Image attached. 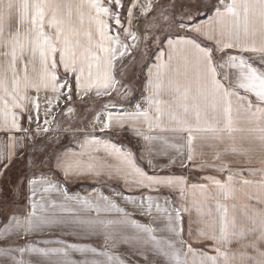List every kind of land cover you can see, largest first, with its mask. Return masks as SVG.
I'll return each instance as SVG.
<instances>
[{"label":"crops","instance_id":"crops-1","mask_svg":"<svg viewBox=\"0 0 264 264\" xmlns=\"http://www.w3.org/2000/svg\"><path fill=\"white\" fill-rule=\"evenodd\" d=\"M229 4H234V0H222V2L214 0L212 12L198 23L205 25L216 16L218 11L225 13L227 27H217L215 34L218 38L237 45L230 51L244 58L236 64L230 63L221 70L222 73H227L226 86L239 94V96L231 97L233 116L241 118V125L246 130L238 134L236 140L227 137L223 140H203L199 137L210 136L211 133H196L197 139L193 142L187 132L150 131V125L163 124L167 127H179L181 120L195 124L194 113L197 106L201 111L205 108L210 110L215 102L221 114L226 106L225 100L216 98V90L212 85L213 73L205 55L191 43H184L169 57L168 45L164 43L146 69L143 97L138 95L133 99L130 95L125 101H118L121 109L108 112L104 116L101 115L99 118L103 116L102 124L96 126L102 127L107 117L111 116L113 122L111 131H103L104 135L90 133V135L74 137L71 146L54 154L51 171L58 157L62 158L70 151H79L80 142L95 135L101 141H111L134 153L136 163L151 176L157 178L171 176L169 173L167 175L166 173L158 174L160 170L163 172L172 166L187 165L182 168H189L186 174L188 181L197 168L205 166L204 170L210 167L209 162L212 166L217 165L233 170L234 177L264 178V172L249 173L247 171L248 169H264V141L259 139L261 133L257 131L259 127L264 126V119L260 118L264 113V75L253 70L258 68L264 72V62H262L264 51L253 50L264 49V5H261L259 0H235L232 13L229 14L227 9ZM108 15L104 0H16V3L7 10L3 20L0 21V27H2L0 31V128L8 129L7 132H0V195L4 192L3 183L6 177L12 175L14 165L22 161L27 154L33 161L35 152L31 148L34 138L29 140L28 137L34 136L30 131L31 123L27 122L28 117L32 115L33 123L39 126L44 122L40 126L42 132L45 127L49 130L54 128L58 133L56 137H62L61 133L65 129L58 131L57 119L52 120L50 124L45 123L46 111L39 110L40 97L50 95L46 94V91L51 90L49 92L51 94L61 92L64 89L55 88L56 84L65 85L72 77L75 79L76 90L74 91L78 93L106 92L111 87L108 68L102 69L101 73L94 74L97 66H109L111 63V33ZM189 33L179 36L185 40L191 37L201 44H208V41L202 39L201 35H197L194 29L189 30ZM171 39L175 40L177 36ZM162 62L165 66L157 70L156 66ZM56 66H63L65 72L70 73L71 76L64 79L61 77L63 76L62 69L57 67L61 71V74L58 71L59 75L57 68L55 70ZM157 72H159L158 75ZM146 96H154L157 100V104L149 109L151 116H133L137 104L146 105ZM138 99L141 102L138 103ZM186 105L188 106L187 112L184 110ZM99 106L98 104L89 105L86 113L96 111L91 116L95 114L97 116L104 109ZM157 106L162 109V113L155 111ZM59 110L60 108L57 112ZM173 114H178L179 119H173ZM54 115L53 113V117ZM157 116L159 120L156 119ZM209 118H212L211 114ZM90 120L92 119L89 118L85 122L86 126L90 125ZM120 122H123L125 126H116ZM16 128H24L27 131L17 132ZM136 130L144 135L168 137V142L146 141L142 135L137 134ZM127 137H131L130 140L126 139ZM139 161H144L147 169ZM237 161L247 163L245 167L236 168ZM16 171L19 175L23 173L18 168ZM51 171H38L26 177L24 196L22 195L21 200L19 198L20 201L12 205L16 207L14 214L23 217V214L28 211V205L23 203L29 191L25 182L32 177H39L41 173L49 175ZM238 171H244V174H236L235 172ZM214 174L219 175L215 172ZM60 179L62 181L63 177ZM135 179L141 182L123 184L119 178L100 181L92 177L70 178L67 184L60 183L59 186L78 196L86 195L90 191L95 193L102 191L111 200L116 201L119 207L127 211L130 218H135L142 223H148V220L139 215V211H148L149 206H151L152 216L158 218L160 215L165 218L163 209L173 203L171 199L164 201L157 196L158 189H160L157 183L165 184L164 191L169 192V189H173V180L171 182L165 179L153 181L143 176ZM183 182L185 184V181ZM125 188L128 191H125ZM189 190L190 187L186 188V191L189 192ZM225 192L231 196L226 203L230 207L235 205L233 214L236 224L239 223L237 220L239 218L248 219L246 221L248 224H264L263 180L261 184L246 186V191L238 184L230 185L225 191L213 190L214 197H219L220 193L225 194ZM148 196H151V201L147 200ZM51 198L57 203L61 202L55 191L51 194ZM238 202L241 205H238ZM209 203L212 208H215V200ZM62 215L67 214L62 213ZM112 215L118 214L113 212ZM185 219V224H188V218ZM0 220H2L1 216ZM210 224L214 226L217 222L213 220L208 225ZM157 227H160L159 223ZM189 229V227L187 231L185 229L183 239L191 243ZM3 231L1 229L0 233ZM130 235L132 239L127 245L117 247L99 232L66 229L62 223H57L41 233L39 237H30V241L36 240L35 244L40 248L63 247L64 241L73 242L77 248L68 249V253L76 261L85 258L79 254L81 249L86 257L93 258L95 247L105 253L104 256H95V259L104 261V264H109V258L115 257L116 254L121 258L120 264H175L177 259H180L183 264L185 259L199 261L203 255L201 252L188 251L185 257L184 253L187 250L177 240L175 247L167 248L168 259L166 261L164 257L153 255L151 250L138 243L135 233ZM160 235H167V232L160 233ZM19 240L20 234L18 233L8 241L0 240V243H12ZM209 243L211 241L203 245L193 244V246L206 251V245ZM221 249L223 251V248ZM236 251L231 248L230 253L228 252L231 255L229 257L234 256L233 264H255L257 261L250 258L253 256L244 257V262L239 261L238 258L241 256H238ZM144 254L148 255L147 260L141 258ZM11 255L20 258L21 254L13 251ZM23 259L25 264H61L63 255L58 254L45 258L38 254H30L25 255ZM0 264H14V261L10 257L0 256ZM112 264H115V260Z\"/></svg>","mask_w":264,"mask_h":264},{"label":"snow or ice","instance_id":"snow-or-ice-1","mask_svg":"<svg viewBox=\"0 0 264 264\" xmlns=\"http://www.w3.org/2000/svg\"><path fill=\"white\" fill-rule=\"evenodd\" d=\"M222 2V0H221ZM16 3V0H0V21L3 20L7 10ZM261 5H264V0H259ZM235 4V0H234ZM234 4L227 5L228 13L231 14ZM199 17H190L187 24L180 22V27H187L189 30L194 29L197 35H201L202 39L208 41V44H201L197 40L189 37L185 40L183 37L177 35V39L165 38L164 41H158L161 44L166 43L169 48V57H171L174 50L179 49L184 43H191L199 49L210 62L211 71L214 79L212 85L216 90V98L226 101V106L223 113L219 112L218 104L213 103L211 109L205 108L201 111L197 106L194 113L196 123L192 124L188 121L181 120L179 127H167L163 124L155 126L150 125V131L155 132H187L189 137L194 142L197 139L196 133H211V135H203L199 137L203 140H223L225 137L231 140H236L238 134L243 133L246 129L241 125V118L233 116L232 96H239L234 90L229 89L225 84L227 73H222L221 70L231 64H236L242 61V56H237L235 52L230 51L236 48L237 45L229 43L220 39L215 34L217 27H227V16L225 13L217 12L216 16L205 24L198 23ZM119 23V21H117ZM2 31V27H0ZM243 51V49H240ZM255 51H264V49H253ZM163 56V53H161ZM264 62V61H262ZM163 62L157 65L159 70L164 67ZM256 73L264 75L260 69H253ZM159 72H157V75ZM112 77H115V69L113 68ZM116 83H119L117 80ZM62 87L64 85H61ZM73 85L67 83V91L69 95L67 98L71 99V91ZM111 95V93H108ZM146 105L137 104L136 111L133 116L136 117H150L149 109L157 104L154 96H146ZM243 99V97H239ZM185 112L188 111V106H185ZM68 111H73L69 109ZM155 111L162 113V109L158 106ZM212 116L210 119L209 116ZM173 119H179L178 114L172 115ZM261 119H264L262 113ZM159 120V116L156 117ZM27 122L31 123V117L27 118ZM94 122H98L94 121ZM45 123H48L45 121ZM116 126H125L120 122ZM113 127L112 117L109 116L105 120L100 131H111ZM27 131L24 128H16L15 131ZM37 135L40 134L39 125L35 126ZM8 129L0 128V132H7ZM49 129L45 127L44 133ZM138 135H142L146 141L159 140L162 143L168 142V137L165 136H150L144 135L139 130H136ZM261 133L259 139L264 141V126L257 129ZM29 140L33 137L29 136ZM187 167V165H185ZM205 166L197 168V171H203ZM215 171L219 175L204 174L201 176L202 182H192L190 185L187 179L182 175L165 178H157L151 176L141 166L136 163L135 154L129 150H125L122 146L112 143L111 141H101L95 135L85 139L79 144V151H70L58 157L53 166V170L49 175L41 173L39 177H32L25 182V186L29 189L23 203L28 205V211L20 217L18 214H8L0 220V228L4 231L0 233V240L8 241L18 233L20 240L12 243H0V256L10 257L14 264H25L23 257L30 254H38L45 258L63 255L61 264H104V261L95 259V256H104L105 253L97 248H93L94 257L88 258L85 252L81 249L80 255L85 257L80 261L74 260L69 256L68 249H76L77 245L70 241H64L63 247L54 248H40L37 247L35 241H30V237H39L41 233L55 226L57 223H62L66 229L88 230L91 232H99L106 240H111L117 247L127 245L132 239L131 233L136 234V240L142 244L143 247L152 251L153 255L162 256L168 259V247H175L177 240L186 248L184 256L187 257V252L199 251L203 253L199 261L184 260L183 264H233V258L229 257L226 251H222L216 244L217 234L222 235L225 239L235 235L234 232L236 221L233 214L235 205L229 206L226 201L231 199L229 193L223 195L222 198L210 195L212 190L220 189L225 191L230 185L234 183L233 170L224 168L222 166L213 165ZM249 173L256 171L264 172V169H248ZM147 177L149 180L156 181L158 179H165L171 182L174 179L185 181L184 186L179 189L180 204H171L165 207L163 212L165 214L166 224L157 227L158 218L151 215L150 207L148 211H139V215L147 218L148 223H142L135 218H130L129 213L123 208L119 207L116 201L111 200L102 191L95 193L90 191L88 194L78 196L67 191L66 188H60V183H65L70 178L92 177L100 181L103 179L119 178L121 183H140L141 181L135 179L136 177ZM60 177H63L61 181ZM223 177L224 179H220ZM243 183H248L244 180ZM191 188V192H187L186 188ZM41 189H43L41 191ZM53 191L60 198L59 203L51 198ZM125 191H128L125 188ZM151 201V196L147 197ZM215 200V208L210 206V201ZM26 202V203H25ZM132 203H136L132 201ZM157 207H159L157 205ZM115 212L118 215L113 216ZM66 213L67 215H62ZM193 215L198 219L195 221L199 227L197 229V238H194L191 243L183 239L185 235V218L192 220ZM215 220L217 222V229L212 233L207 231L208 224ZM167 232V235H160V233ZM175 237L176 239H173ZM211 241L205 249H195L193 244H203L205 241ZM18 251L20 258L12 256L11 252ZM142 259L147 260L148 255L144 254ZM254 258V257H250ZM120 257L116 254L115 257L109 258V264L115 260V264H120ZM175 264H181V260L177 259Z\"/></svg>","mask_w":264,"mask_h":264},{"label":"rangeland","instance_id":"rangeland-1","mask_svg":"<svg viewBox=\"0 0 264 264\" xmlns=\"http://www.w3.org/2000/svg\"><path fill=\"white\" fill-rule=\"evenodd\" d=\"M213 1L214 0H104L109 12L111 63L109 66H97L98 68L95 70L94 74L101 73L102 69L108 68V72L111 76V87H109L106 92L78 93L74 91L76 90L74 84L75 79L72 77L70 81L67 80L63 87L59 83L58 85L56 84L55 88L60 87L64 89L61 92L59 91L56 94H51L49 93L50 90L46 91V94L50 95L40 97L39 110L42 111V109H44L46 111L44 120L50 124L52 120L57 119L56 123L59 125L57 127L58 131L65 130L61 133V138L56 137L58 133L54 128L50 129L45 134L40 130L43 135L40 133L41 135L39 134L40 137H38L39 135H37L35 130V126L38 124L33 123V116H30V131L34 136V143L32 144L31 150H34L35 155H33V161H31L30 155L28 156L27 154L22 161H18L14 165L12 175L6 177L3 183L4 192L0 195L1 217L14 212L16 207H12V205L20 201L22 195L24 196V180L29 174L31 175L38 171H51L54 154L67 148L69 145L71 146V141H73L74 137L90 135V133H101L104 135V132L100 131L101 127L98 128L96 126L102 124L101 122L105 114L121 109V105L118 101L123 102L126 98L130 97V95H132L133 99L138 95L143 97L146 69L157 50L162 46L158 41H164L166 37H176L178 34H190L189 28L180 27V22L183 21L187 24L190 17H199V20H201L202 16L212 12ZM117 21H119V23H117ZM57 67L62 69L63 76L61 75V77L64 79L71 76L70 73L65 72L63 66H56L55 70ZM113 68L115 69L114 78L112 77ZM58 71L60 70L57 68V73ZM117 80L119 83H116ZM67 83L73 85L70 93V100L67 98L69 95ZM109 92L111 95L108 94ZM137 101L138 103L141 102L140 99ZM95 104L102 106L104 112L101 110V113H98L97 116L95 114L94 117L91 115L96 111L86 113V110L89 105L94 106ZM58 108H60V110L57 112ZM69 109L73 111H68ZM53 113L55 114L54 117ZM101 115L103 116L99 118ZM89 118L92 120H90V125L86 126L85 122L88 121ZM97 120L98 122H94ZM42 124H44V122H42ZM62 124L64 125L60 126ZM130 138L131 137H127L126 139L130 140ZM36 162L38 163L36 164ZM139 163L141 165L143 164L142 166L147 169L144 161H139ZM246 163V161H237L235 167H245ZM209 165L210 167H207L202 172L195 170V173L193 172L194 175L188 178L189 182L187 181V183L190 185L192 182H202L200 178L204 174L215 175L214 172L217 174L218 172L214 170L212 163L209 162ZM182 167L185 166H172L163 172H161V170L158 171V174L166 173L167 175V173H169V175L171 174L173 177L182 175L187 178L186 174L189 168ZM17 168L23 171V173L20 175L17 174ZM235 173L244 174V171ZM220 179L223 180L224 178L222 177ZM244 180H247L248 183H243ZM262 180L264 181V178L235 176L233 185L238 184L246 191V186L261 184ZM157 184L158 188H160L158 189L157 196L160 199L164 201L171 199L173 204L181 203L179 199V189L184 186L182 180L174 179L173 189H169V192L164 191V189H166L165 184L159 182ZM177 185L181 186L178 187ZM161 189L163 191H161ZM172 192L173 194H171ZM189 192H191V188ZM210 195L214 196L213 190ZM223 195L224 193H220L219 198H222ZM212 201L214 200H211V202ZM238 205H241V203L238 202ZM197 219L198 218L193 215L192 220L189 221L188 224L186 223L187 225L185 224L186 231L188 227L190 228V242H192L194 238H197V229L199 227V225L195 223ZM237 220H239V223L236 224L234 229L236 234L228 239L217 234V246L223 248V251L227 253H230L231 248L237 250L236 253H238V256H241L238 258L239 261L244 262V257L253 256L254 261L257 260L255 264H264V224H248L246 223L248 220L246 218H239ZM158 221L160 227L167 223L166 219L162 218L160 215L158 216ZM217 227V225L212 226V224H210L207 227V231L212 233ZM1 229L2 228H0V230ZM174 239L176 238L174 237ZM206 243L207 241L203 244ZM196 245L199 244H195V246ZM195 246H193V248ZM195 249L197 248L195 247ZM227 249H229V251H227ZM229 253L228 255L231 256ZM194 254L196 255V253ZM191 257L193 256L191 255ZM232 258L234 260V256H232Z\"/></svg>","mask_w":264,"mask_h":264},{"label":"trees","instance_id":"trees-1","mask_svg":"<svg viewBox=\"0 0 264 264\" xmlns=\"http://www.w3.org/2000/svg\"><path fill=\"white\" fill-rule=\"evenodd\" d=\"M205 17H206V15L202 16V18H201V19H203V18H205Z\"/></svg>","mask_w":264,"mask_h":264}]
</instances>
